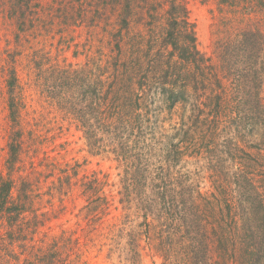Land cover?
I'll return each mask as SVG.
<instances>
[{
	"label": "rangeland",
	"instance_id": "1",
	"mask_svg": "<svg viewBox=\"0 0 264 264\" xmlns=\"http://www.w3.org/2000/svg\"><path fill=\"white\" fill-rule=\"evenodd\" d=\"M248 30L264 40V0H0V184L12 182L0 218V264H170L167 247L150 241L157 235L148 227L150 192L125 189L124 161L100 122V107L107 101L111 117L130 110L121 112L116 85L129 86L128 96L150 94L139 81L154 74L156 52L166 61L178 54L174 41L195 45L215 65L207 73L216 86H239L231 64L251 68V92L260 87L251 99H264V76H254L264 72V49L252 57L250 48L236 47ZM12 81L21 103L17 122L8 107ZM140 101L142 130L169 133L161 147L172 151L174 177L185 173L209 194V169L195 175L191 156L178 153L196 111L179 108L171 117L144 96ZM131 140L136 146L135 135Z\"/></svg>",
	"mask_w": 264,
	"mask_h": 264
},
{
	"label": "trees",
	"instance_id": "2",
	"mask_svg": "<svg viewBox=\"0 0 264 264\" xmlns=\"http://www.w3.org/2000/svg\"><path fill=\"white\" fill-rule=\"evenodd\" d=\"M251 32L248 30L247 37L244 36L241 45L236 47L243 51L251 49V56L258 57L260 49H264V40H259L254 31L249 35ZM158 42L152 44L156 43V47ZM170 43L178 49V54H170L166 61L160 56L161 52H156L153 56L154 74L143 76L139 81L142 92L147 90L150 94L139 96L136 92L134 97V92H129L128 96L126 90L129 86L116 85V93L122 95L117 99L121 112L129 107L130 110L111 117L106 100L104 108L103 105L100 107V122L106 131L111 132L108 137L116 145L114 152L124 161L126 169L122 183L130 193L134 190L143 196L146 190L147 195L150 192L147 206L153 217L148 227L157 233L150 241L153 246L156 240L157 246L167 247L165 251L170 264H264V147L256 144L257 139L264 141V99L257 102L251 99L260 87L251 92V85L255 84L247 83L251 68L246 70L245 65L233 68L232 64L239 86H216L207 72L217 68L206 64L204 54L195 45L190 48L187 42L181 46L177 41ZM143 48L144 45L138 43V51L145 54ZM161 49L166 50L165 47ZM226 61V58L222 60L223 66L229 68ZM257 74L255 72L254 76L259 79L264 76V72L261 78ZM214 75L217 76V72ZM8 87L9 115L17 122L21 103L12 97L14 82ZM192 92L196 94V101ZM143 96L160 105L171 117L179 108L183 113L188 109L196 111L193 129H188L184 139L187 148L183 147L178 153L182 154L180 158L187 154L191 156L196 163L195 175L209 169L215 178L211 181L209 194L202 187L188 183L185 173L174 177L172 151L166 146L161 147L163 139L169 135L167 129L152 126L150 132L142 130L145 129L142 128V119L146 108L140 101ZM125 97H131L129 106L123 103ZM233 131L236 137H233ZM147 133L150 141L146 139ZM133 135L136 146L131 144ZM19 147L20 143L11 146V156L15 160ZM166 154L168 159L165 162ZM234 159L237 160L234 164H222ZM222 167L226 169L225 173H222ZM11 189V181L1 182L0 218L8 209ZM235 199L238 212H235L236 208L233 210ZM148 217L145 215L146 219Z\"/></svg>",
	"mask_w": 264,
	"mask_h": 264
}]
</instances>
